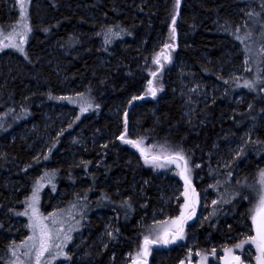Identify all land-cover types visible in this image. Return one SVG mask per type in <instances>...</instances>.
Segmentation results:
<instances>
[{"label": "trees", "instance_id": "1", "mask_svg": "<svg viewBox=\"0 0 264 264\" xmlns=\"http://www.w3.org/2000/svg\"><path fill=\"white\" fill-rule=\"evenodd\" d=\"M33 4L29 55L27 63L23 65L35 69L34 76L41 83L40 88L36 89L35 81L24 83L23 88L29 86V91H21L17 83L13 84L12 89L0 85V113L9 109L21 115V123L11 127L15 129L37 120L34 100L38 95L51 104L57 103L60 85L58 82L56 84V79L59 80L60 76L51 70L53 64L44 66L41 71L36 61L52 53L57 55L59 47L64 50L63 54L66 53L67 62L62 66V76L67 78L69 85L87 94L96 107L90 117H81L71 129L83 126L101 130L103 134L100 141L82 153V164L75 166L68 160H60L57 153L64 147L66 135L58 137L52 156L48 154L32 160L29 153L24 152L25 147L18 138L12 142L7 140L9 128L7 134L0 136L6 146L10 145L8 157L2 159L4 163L0 161V193L8 192L3 189L6 175L12 173L13 180L21 181V188L25 192L27 186L31 187L41 166L46 165L61 171L56 196H60L68 184L73 186L74 191L72 195L68 192L64 197L66 202L75 201L83 194L88 196L90 211L83 220V224L87 225L84 232L99 234L104 231L103 226L109 225L108 244L105 249L97 250L88 248L91 242L84 241L79 246L82 259H72L69 264H110V256L120 259L126 254L135 256L134 260L144 264H186L190 259L196 260L187 247L190 237H197V248L205 256L204 251L219 250L224 246L220 244L223 237L239 235L238 239H230L226 247L240 244L244 238L243 229L232 218L241 222L240 217L251 215L254 211L251 199L245 200L246 190L239 192L235 181L243 175L252 180L263 173L264 138L261 136L257 143L247 145L230 171L213 166V148L219 136H225L223 139L227 140L234 134V129L255 121L260 113H264V57L261 59L260 82L255 89L235 86L236 80L253 77L254 72L246 54L248 48L242 40L239 41V33H245L253 40L263 24L264 0H33ZM35 4L39 7H35ZM243 4L255 6V9L247 26L240 31L232 11ZM0 21L6 23L2 10ZM77 31L83 33L82 46ZM90 35L92 41L84 47V39ZM98 43L102 45V50L97 48ZM67 46L71 49H67ZM74 47L77 50L80 48L82 53L73 52ZM226 48L234 60L232 62L242 67L236 78H228V72L224 69L220 71V66L225 65L223 54ZM107 54V64L97 69L99 56ZM182 61L192 64L204 79L221 86L215 99L198 107L193 104V111L188 116L183 115L182 101L172 94L175 67ZM28 92L34 95L26 98ZM244 93V106L250 100L251 107L245 110L241 106L238 111L229 113L224 108L225 103H233L236 94ZM121 106H128V109L136 107L137 117L125 116L124 120L121 117L123 111L117 112ZM106 113H112L115 117H109ZM134 118L141 124L139 133L131 130L129 121ZM8 121L10 125L13 119ZM125 140L133 143H125ZM46 157L47 161L37 167L36 163ZM247 158V165L237 174L236 165ZM25 162L27 166L23 165ZM197 164L202 166L196 169ZM80 173L86 176L85 184L78 180ZM203 174L206 175L205 181H217L213 191L219 199L215 215L199 227L195 222L201 206L198 194H194V185L201 187L196 179ZM228 176L231 183L220 186V182ZM169 181L182 184L183 193L178 201H170L169 206L163 208L158 205L162 195L155 193L164 187L159 188L158 185ZM102 194L109 200L105 206L99 202ZM138 194H143V199L140 196L136 199ZM18 195L21 197L22 193ZM121 201L129 202L131 210L118 208L117 203ZM144 203L146 205H142ZM138 204L142 205L140 210ZM162 209L170 211L165 218L159 214ZM153 211L157 212L156 217H153ZM100 213L102 216L108 214L109 219L98 222L95 215ZM229 214H232V221L227 219ZM181 228L182 238L177 235ZM166 232L169 243L163 242ZM10 235L2 224L1 249L9 244L6 238ZM21 235L17 233L15 237L20 240ZM208 236L213 239L211 243H205ZM145 237L155 241L148 245L147 255L143 254ZM250 240L253 239L249 238L243 249L250 246ZM78 242L75 239L73 244L76 246ZM221 252L225 258L230 257L227 249L215 250L212 252L215 257L212 256L209 261H216ZM139 253L142 259H135ZM225 261L220 259L219 263L225 264ZM198 264L204 263L201 260ZM230 264H236V261Z\"/></svg>", "mask_w": 264, "mask_h": 264}, {"label": "rangeland", "instance_id": "2", "mask_svg": "<svg viewBox=\"0 0 264 264\" xmlns=\"http://www.w3.org/2000/svg\"><path fill=\"white\" fill-rule=\"evenodd\" d=\"M24 3L26 19L22 20L21 0H0V10H2L6 16V23L0 21V85H2V87L5 85L9 86V89H12L13 84L17 83L21 88V91H25V89L29 91V86L23 88L25 82L31 83V81H35L37 84L36 86H38L36 89L40 88L39 84L41 83H39L34 76L35 69H28L24 66L27 63L26 60L29 55L28 45L32 36L31 9L34 6L33 0H24ZM35 7L38 8L39 5L35 4ZM254 9L255 6L251 7L250 5L248 6L244 4L237 5L233 9L232 13L236 18L240 31L247 26L248 21L253 15ZM42 15L46 16L44 13ZM25 24L27 27H25ZM77 32V38L80 40L82 46L83 33L79 31ZM244 34L245 33H239V41L242 40L246 45V48H248L246 49V54L250 62V68L254 73L253 77H242L239 80H236L235 86L242 89H246L247 86H250L251 89H255L256 84L260 82L259 74L262 66L261 59L264 57V16L262 27L257 30L253 40ZM89 41H92V35L84 39V47L88 45ZM5 45H16L17 47H5ZM19 48H22L23 51H20ZM66 48L71 49L69 46ZM97 48L102 50L103 47L98 43ZM77 49L78 48L74 47L72 51H77V53L81 54V49ZM227 50L228 49L226 48L223 54L225 62L223 64L225 65L220 66V71H223L224 69L228 72V78H236L241 73L242 67L233 63L234 60ZM63 51V49L58 47L57 55L52 53L45 58L46 60L39 59L36 61L38 67L40 66L41 71H43L42 69L44 66L53 64L51 70L55 71L56 75L60 76V81L56 79V84L58 82L60 85V88H58L60 95L57 97V103L51 104L52 102L46 98L44 99L43 97H40L42 95H38L34 100L35 109L38 111L37 120H31L32 122L24 123L15 129H12L11 127L20 124L22 117L21 115L14 114L12 110L5 109L0 113V136L7 134L8 129L11 128L9 129V134H7V140L12 142L14 139L18 138L21 141V144L25 147L24 152L29 153L32 160H37L48 154L52 156L57 148L56 143L58 137L66 135L63 141L64 147L57 150L58 155H60V160H68V162H71V165L74 164L75 166H80L84 161L82 153H85L90 145L93 146L100 141L103 132L95 128L86 129L83 126L82 128L71 129V126L81 117H90L92 111H95L96 107L87 94H84L81 90H77L78 88L69 85L66 80L67 78L62 76V66L67 64V62H65L66 53L63 54ZM86 51H89V49H86ZM6 53L9 54L3 56V54ZM236 55H238V51ZM107 57H109V54L99 56V65L97 69L104 68L107 64ZM17 80L21 81L16 82ZM172 80V94L182 101L184 116H188L192 113L193 104L198 107L199 105L209 103L211 100L215 99V94L220 93L221 91V86L219 84L204 79L194 70L192 64H186L183 61L176 65ZM45 93L46 91L43 92V94ZM31 95H34L33 92H28L26 98ZM245 100L246 93L236 94L233 103H225L224 108L229 113L236 112L241 106H244ZM251 104V101L247 100L244 106L245 110L250 108ZM121 107L122 108L117 111H123L121 117H137L138 110L136 107L132 109L130 108L131 110L128 109V106ZM106 115L112 118L115 117L112 113H106ZM10 119H13V122L9 125L8 120ZM129 122L132 126L131 130L134 133H139L141 127L139 120L134 118ZM261 136L264 138V113H260L255 121L247 122L243 127H239L238 130L234 129V134L230 135L227 140L223 139L225 136H219L216 139V144H214L215 146L213 148V166L222 171H230L235 163H238V159L243 155L245 147L250 143H257ZM221 139L225 142L221 141ZM9 148L10 145L6 146L5 141L0 140V161L3 163L4 160L2 161V159L8 157ZM159 154L164 156L160 152ZM249 158L242 161L239 165H236L235 172L237 174L243 171V167L247 165ZM47 159L48 158L46 157L41 162L36 163V166L39 167L42 163L46 162ZM27 164L28 163L25 162L23 165L27 166ZM201 166V164H197L196 169H199ZM37 173L31 187L27 186L25 192H23L21 188V181L12 179V173L6 175V178L4 179L3 189L8 192L7 194L0 193V217L2 213V217L0 218V229L2 228V224L5 225V228L11 233V235L6 238L9 244L6 245L4 249L0 248V264H36L41 228L33 227L34 224L46 225L47 231L51 234L50 244L52 246L49 251L44 253L41 257L40 264H69V262H72V259L80 261L82 255L80 254L81 251L79 250V246L82 245L84 241L91 242L88 246L90 249H105L108 244L107 236L110 234L109 225L103 226L104 231L99 234H91V232L86 234L87 232H84V230L87 229V225L83 224V220L86 218V213L90 211L88 206V196L83 194L81 197L76 198L75 201L68 203L64 197L67 196L68 192L69 195H72L74 189L71 184H68L65 191L60 192V196H56L61 173L59 169L42 165L40 171ZM261 174L256 175L255 179L252 180H249L248 177L243 175L235 181V187L239 192L241 189L246 190L245 200L251 199L253 211L259 204L260 196L264 195V184H261ZM85 179L86 176L80 173L78 180L82 184H85ZM205 179L206 175L203 174L199 176L196 179V183H200L201 187L194 185V194H198L201 206L195 222L199 227H202L205 221L215 215L217 210L216 203H218L219 199L215 191H213L217 181H205ZM230 183V177L228 176L220 182V186L223 187L225 184ZM158 186L159 188L164 186L162 190H158L155 193L156 195H162L159 198L158 205H162L163 208L168 207L170 201H178L182 196L183 185L179 182L172 183L169 181L162 186ZM18 193H22V196L19 197ZM55 196L56 198L52 199V197ZM139 196L143 199V194H138L135 198L137 199ZM108 201V197L105 194H102L101 199H99L101 205H107ZM142 205H146V203ZM142 205L138 204V210H140ZM117 207L120 209L131 210V206L127 201L118 202ZM169 212L167 209L159 210V214H162L164 218ZM19 213L26 214L20 215ZM156 213V211H153V217L157 216ZM253 213L255 214V211ZM253 213L251 215L246 214L243 218L240 217L241 222L232 218L236 224H240L239 228L241 227L243 229L242 233L244 238L238 245L243 246L249 238L253 239L255 237L254 232L256 226L253 224ZM101 214L102 213L95 215L98 222L101 221L102 223L109 219L108 214L106 216H102ZM231 217L232 214H229L227 219L232 221ZM249 220L253 225H251ZM229 221L227 225L229 224ZM139 224L141 226L142 221H140ZM17 233H22L20 240L15 237ZM238 238L239 235L237 234H234L232 237H223L220 244L224 246H221L219 250L214 248V250L209 252L204 251L207 255L205 256L204 253L197 248V237H190L187 241V247L189 253L196 256V260L193 261L190 259L186 264H198L201 260L204 264H220V259L226 260L225 264H230L235 261L233 259L234 257H239V264H258V258L261 256V252L258 250L257 244L253 243L252 240H250L251 242L249 241L250 246L247 248L245 247V249H243L244 246H233L232 248L226 247L225 244H227L230 239ZM75 239L79 241L76 246L73 244ZM212 241V237L208 236L205 243H211ZM153 246L154 245H152L150 249H152ZM223 249H227V252L230 253V257L225 258L223 256L224 254L221 252L217 256L216 261H209L214 255V253H212L213 251H223ZM134 257L135 256L130 254H126L120 259L110 256L109 262L110 264H144L141 261L137 262L134 260ZM138 257H140L139 259H142L141 253H139L135 259Z\"/></svg>", "mask_w": 264, "mask_h": 264}, {"label": "snow or ice", "instance_id": "3", "mask_svg": "<svg viewBox=\"0 0 264 264\" xmlns=\"http://www.w3.org/2000/svg\"><path fill=\"white\" fill-rule=\"evenodd\" d=\"M25 3L24 0H21V18L26 19L25 16ZM175 23V20H173V24ZM25 27L27 25L25 24ZM175 32V29L173 28V33ZM12 46V47H17L16 45H5V47ZM20 51H23L22 48H19ZM157 63L159 61L157 60ZM153 95H155V91L152 92ZM123 139V137L121 138ZM125 143H133L132 141L125 140ZM135 146V145H134ZM179 159H183V157H177ZM153 159H156V157H153ZM185 172H187V168H185ZM262 179H261V184H264V173L261 174ZM187 181V177H184ZM255 214L253 215V224L256 226V237L253 238L252 242L257 244L258 250L261 252V256L258 258V264H264V195L260 196L259 204L257 205V208L254 210ZM20 215H24L26 213H19ZM173 223H176L175 221ZM33 227H40L41 232H40V237H39V243H38V248H37V257H36V264H40V259L44 255V253L48 252L50 247L52 246L50 244L51 241V234L47 231V226L46 225H33ZM182 228L180 229V233L177 235L182 238ZM167 237V232L165 233V238L163 240L164 243H169L170 241L166 238ZM155 241L149 240L148 237H145V247H144V255H147L148 253V245L151 243H154ZM242 245H237V247H241ZM236 261V264H239V257H234L233 258Z\"/></svg>", "mask_w": 264, "mask_h": 264}, {"label": "water", "instance_id": "4", "mask_svg": "<svg viewBox=\"0 0 264 264\" xmlns=\"http://www.w3.org/2000/svg\"><path fill=\"white\" fill-rule=\"evenodd\" d=\"M254 235H255V237H256V235H257V233H256V227H255V232H254Z\"/></svg>", "mask_w": 264, "mask_h": 264}]
</instances>
